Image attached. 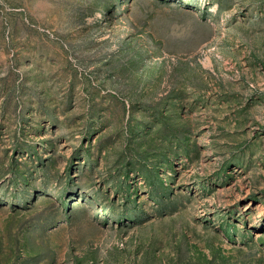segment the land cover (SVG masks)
Returning a JSON list of instances; mask_svg holds the SVG:
<instances>
[{
	"label": "rangeland",
	"instance_id": "obj_1",
	"mask_svg": "<svg viewBox=\"0 0 264 264\" xmlns=\"http://www.w3.org/2000/svg\"><path fill=\"white\" fill-rule=\"evenodd\" d=\"M0 264H264V0H0Z\"/></svg>",
	"mask_w": 264,
	"mask_h": 264
}]
</instances>
